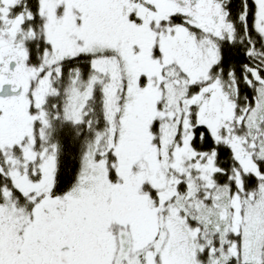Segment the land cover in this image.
Returning a JSON list of instances; mask_svg holds the SVG:
<instances>
[{"label": "snow or ice", "instance_id": "1", "mask_svg": "<svg viewBox=\"0 0 264 264\" xmlns=\"http://www.w3.org/2000/svg\"><path fill=\"white\" fill-rule=\"evenodd\" d=\"M0 264H264V0H0Z\"/></svg>", "mask_w": 264, "mask_h": 264}]
</instances>
